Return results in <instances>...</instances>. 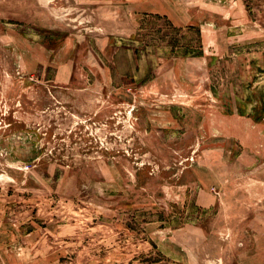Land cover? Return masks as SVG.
<instances>
[{"label": "rangeland", "instance_id": "1", "mask_svg": "<svg viewBox=\"0 0 264 264\" xmlns=\"http://www.w3.org/2000/svg\"><path fill=\"white\" fill-rule=\"evenodd\" d=\"M0 264H264V0H0Z\"/></svg>", "mask_w": 264, "mask_h": 264}]
</instances>
